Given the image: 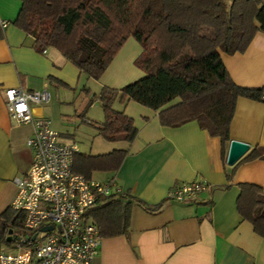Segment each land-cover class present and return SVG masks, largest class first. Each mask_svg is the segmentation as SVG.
Wrapping results in <instances>:
<instances>
[{
	"label": "crops",
	"instance_id": "crops-1",
	"mask_svg": "<svg viewBox=\"0 0 264 264\" xmlns=\"http://www.w3.org/2000/svg\"><path fill=\"white\" fill-rule=\"evenodd\" d=\"M21 3L0 0V214L15 199L13 179L23 176L31 164L32 150L26 141L34 132L32 124H16L10 118L4 91L46 89L50 101L32 105L33 113L49 119L61 139L77 143L80 153L127 150L119 169L94 171L92 180L112 181L119 193L142 202L130 209L126 234L101 237L94 264H264V238L241 219L235 206L240 184L264 191V152L260 158L245 159L254 148H264V101L236 99L229 140L245 142L250 149L234 165L227 163L230 141L222 144L196 121L163 126L159 110L132 100L122 104L116 99L112 106L133 119L137 136L131 143L108 141L99 131L104 122L102 104L96 100L88 109L85 106L102 88L119 89L145 76L134 65L141 45L127 38L102 77L93 80L58 49H36L35 38L14 24ZM220 56L237 86L264 88V33H255L243 53L220 52ZM192 181L209 185L198 200L168 198L174 185Z\"/></svg>",
	"mask_w": 264,
	"mask_h": 264
},
{
	"label": "trees",
	"instance_id": "trees-1",
	"mask_svg": "<svg viewBox=\"0 0 264 264\" xmlns=\"http://www.w3.org/2000/svg\"><path fill=\"white\" fill-rule=\"evenodd\" d=\"M21 4L14 24L35 38L36 49H58L93 80L102 77L127 38L141 45L134 65L145 76L119 89L104 87L85 106L88 109L96 100L102 104L104 122L99 131L108 141L131 143L138 133L133 119L113 108L116 99L159 110L161 125L169 128L196 121L222 144L230 141L236 99L263 101L264 88H243L233 82L220 52L243 53L255 33H264V0H22ZM263 152L264 148H254L245 159L260 158ZM126 154L123 149L100 155L77 152L73 171L92 179L94 171L119 169ZM239 188L237 212L264 238V191L249 183ZM136 202L142 203L130 194L100 195L84 219H91L102 237L122 236ZM24 216L12 207L0 214V244L8 243L9 231L13 234L22 227Z\"/></svg>",
	"mask_w": 264,
	"mask_h": 264
},
{
	"label": "built area",
	"instance_id": "built-area-1",
	"mask_svg": "<svg viewBox=\"0 0 264 264\" xmlns=\"http://www.w3.org/2000/svg\"><path fill=\"white\" fill-rule=\"evenodd\" d=\"M3 97L14 123L32 124L34 132L26 141L32 150L31 164L23 176L13 179L17 193L11 207L24 212L23 225L10 235L7 248L0 247V264H94L102 236L84 214L98 196L118 193L117 186L73 171L77 143L62 140L49 119L33 113L32 105L50 101L48 90L11 87ZM208 188L201 181L176 184L168 198L192 202ZM48 225L51 230L41 231Z\"/></svg>",
	"mask_w": 264,
	"mask_h": 264
},
{
	"label": "water",
	"instance_id": "water-1",
	"mask_svg": "<svg viewBox=\"0 0 264 264\" xmlns=\"http://www.w3.org/2000/svg\"><path fill=\"white\" fill-rule=\"evenodd\" d=\"M250 149V145L239 141V140H231L229 145V150L227 154V163L228 165H234L244 154ZM51 225L42 226L41 231L51 230ZM12 231H9V236L7 237V241L10 240V235ZM34 235L33 237H35Z\"/></svg>",
	"mask_w": 264,
	"mask_h": 264
},
{
	"label": "rangeland",
	"instance_id": "rangeland-1",
	"mask_svg": "<svg viewBox=\"0 0 264 264\" xmlns=\"http://www.w3.org/2000/svg\"><path fill=\"white\" fill-rule=\"evenodd\" d=\"M94 179L97 180V179H99V177H98V176H95ZM0 247H2V248H7V246H6V244H5L4 242H1Z\"/></svg>",
	"mask_w": 264,
	"mask_h": 264
}]
</instances>
